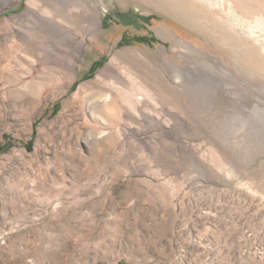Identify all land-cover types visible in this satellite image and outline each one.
Listing matches in <instances>:
<instances>
[{"label": "rangeland", "instance_id": "obj_1", "mask_svg": "<svg viewBox=\"0 0 264 264\" xmlns=\"http://www.w3.org/2000/svg\"><path fill=\"white\" fill-rule=\"evenodd\" d=\"M171 1L0 0V264H264V0Z\"/></svg>", "mask_w": 264, "mask_h": 264}, {"label": "bare ground", "instance_id": "obj_2", "mask_svg": "<svg viewBox=\"0 0 264 264\" xmlns=\"http://www.w3.org/2000/svg\"><path fill=\"white\" fill-rule=\"evenodd\" d=\"M168 5H169L168 8H172L173 7V4H172L171 0H169ZM117 57L125 59L127 64H129V66L127 67L128 70L126 72V77L122 78V83H125V85L127 87H129L128 84H131V85L134 84L135 86H136V83L137 84H141L143 86H146L149 90L152 91L153 88L151 87L150 84L152 83L153 79H156L154 74H153L154 71H153L152 66L148 65L145 62V60L142 59V57H140V55L136 51H134L132 49H125V50H122V51L118 52L117 53ZM111 66H112V70L113 71H118L119 65H118L117 62L114 61L111 64ZM132 68L138 69V72L137 73L134 72L132 70ZM131 80H133V81H131ZM96 84L98 86H96V88H94L95 90L93 92L94 95H96V96L105 95L107 93H114V94H117V95H123L125 100L130 96V94H127V92H123V91H121V89H117L116 86H114V85L110 86V85L106 84L104 82V80L101 79V78H99L96 81ZM135 86H133V87L130 86L129 90H132L133 88H136ZM160 87L161 88L158 91H155L153 89V93L152 94H158L159 93V95H161V97H163V99L169 101L170 100V96H171V91L169 89L170 87H169L167 81L165 80V82H164V88L162 86H160ZM148 98H150V97L148 96Z\"/></svg>", "mask_w": 264, "mask_h": 264}]
</instances>
